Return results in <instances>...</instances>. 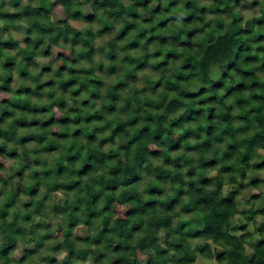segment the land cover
Masks as SVG:
<instances>
[{
    "label": "trees",
    "instance_id": "1",
    "mask_svg": "<svg viewBox=\"0 0 264 264\" xmlns=\"http://www.w3.org/2000/svg\"><path fill=\"white\" fill-rule=\"evenodd\" d=\"M25 1L0 2V264H264V0L249 17L238 0Z\"/></svg>",
    "mask_w": 264,
    "mask_h": 264
},
{
    "label": "rangeland",
    "instance_id": "2",
    "mask_svg": "<svg viewBox=\"0 0 264 264\" xmlns=\"http://www.w3.org/2000/svg\"><path fill=\"white\" fill-rule=\"evenodd\" d=\"M0 2H4L5 6L8 7L9 9H11V7L8 3V0H0ZM25 2H26L25 0H22V3H25ZM203 2L208 3V1H206V0H203ZM249 3H250V0H238L236 8L241 9L242 14L245 17H249L251 15L258 16L259 15L258 6L254 4L253 7H250ZM208 7H209L208 12L210 13V15H212L214 7H213V5H211V3H209ZM61 13H62V8L60 6H57L54 9V11H51L48 15L53 21H56V20L58 21L61 18V17L59 18V15L61 16ZM249 13L251 15H249ZM72 15L75 17L71 18L69 20L70 24L77 29H82L85 26V21H83V19L80 17V12H79V9L77 7L73 8ZM91 26H92V29L95 30V28L97 27L96 22L91 23ZM7 33H9L13 39H16L18 41L19 45L24 44V36L26 35V32H25L23 25L18 26L16 28H10V30H8ZM7 33L1 31V34L3 37H6ZM113 34H114V30H110L109 32L105 33L103 36H96L95 41H94V45L98 46L100 44H104L108 40L109 37L113 36ZM29 40H30L29 44H31L32 46H37V47H40L41 45L46 43L43 39V36L39 35V33H37V32L31 33L29 36ZM3 41H5L6 45H9L11 42L10 40H5V38ZM260 47L264 48V42L260 43ZM17 49L18 48H13V50L15 52L17 51ZM51 49H52L51 60L53 61V65L56 67H63V61H62L63 57H66L68 60H75L74 58H72V56L70 55L69 50L67 48L52 46ZM96 55L102 56V54L98 51L96 52ZM103 60H106V58H103ZM44 63H46V62H44ZM38 64H39V66L41 65L40 60H33L32 61L33 66L36 67V65L38 66ZM28 76L31 80L36 77V75L32 72H29ZM137 83L138 84L144 83V80L142 79L141 76L137 77ZM4 97H5V95L0 93V100H1V98H4ZM3 162H4L3 165L5 166V168L7 170H9L11 162H6V161H3ZM0 177H1V175H0ZM239 177H243V176H241V174H240ZM243 182L246 183V179ZM259 190H261V187L258 190H249L247 185H243L242 192H243V194H247V193L252 192V191L254 193H256ZM116 209H117V216L124 214V211H125L124 208L117 207ZM261 223H264V216L261 214H258L256 217V221H255L254 226L257 227ZM20 238L22 239L21 236H20ZM60 238H61V235H60V233H58L57 234V239H58L57 241H60ZM22 241L25 244H27V239L25 237L22 239ZM86 264H91V263L88 262ZM192 264H211V261L198 257L197 260Z\"/></svg>",
    "mask_w": 264,
    "mask_h": 264
},
{
    "label": "clouds",
    "instance_id": "3",
    "mask_svg": "<svg viewBox=\"0 0 264 264\" xmlns=\"http://www.w3.org/2000/svg\"><path fill=\"white\" fill-rule=\"evenodd\" d=\"M249 15H251V14L249 13Z\"/></svg>",
    "mask_w": 264,
    "mask_h": 264
}]
</instances>
